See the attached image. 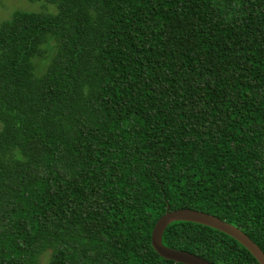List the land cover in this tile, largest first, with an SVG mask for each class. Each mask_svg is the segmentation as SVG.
Instances as JSON below:
<instances>
[{"label": "trees", "instance_id": "obj_1", "mask_svg": "<svg viewBox=\"0 0 264 264\" xmlns=\"http://www.w3.org/2000/svg\"><path fill=\"white\" fill-rule=\"evenodd\" d=\"M45 1L0 24V264H183L167 206L264 251V0ZM162 242L259 264L195 222Z\"/></svg>", "mask_w": 264, "mask_h": 264}, {"label": "water", "instance_id": "obj_2", "mask_svg": "<svg viewBox=\"0 0 264 264\" xmlns=\"http://www.w3.org/2000/svg\"><path fill=\"white\" fill-rule=\"evenodd\" d=\"M173 221H190L217 229L244 246L259 264H264V251L240 228L213 214L191 208H179L166 210L155 222L151 232V245L163 258L183 264H215L197 254L189 251L168 247L162 242V235Z\"/></svg>", "mask_w": 264, "mask_h": 264}, {"label": "rangeland", "instance_id": "obj_3", "mask_svg": "<svg viewBox=\"0 0 264 264\" xmlns=\"http://www.w3.org/2000/svg\"><path fill=\"white\" fill-rule=\"evenodd\" d=\"M15 12H55V7L45 0H0V24L10 19ZM44 46L46 54L33 59L36 75H41L45 71L54 52L55 46L51 38L44 43ZM47 258L48 253L43 252L38 256L37 264H46Z\"/></svg>", "mask_w": 264, "mask_h": 264}]
</instances>
